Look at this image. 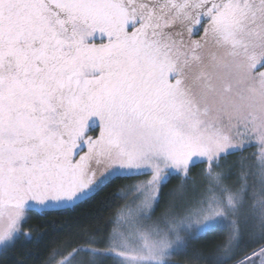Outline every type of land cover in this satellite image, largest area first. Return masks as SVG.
<instances>
[{
	"label": "snow or ice",
	"instance_id": "6c2138e0",
	"mask_svg": "<svg viewBox=\"0 0 264 264\" xmlns=\"http://www.w3.org/2000/svg\"><path fill=\"white\" fill-rule=\"evenodd\" d=\"M117 181L44 264H264V0H0V261Z\"/></svg>",
	"mask_w": 264,
	"mask_h": 264
},
{
	"label": "trees",
	"instance_id": "16d2710c",
	"mask_svg": "<svg viewBox=\"0 0 264 264\" xmlns=\"http://www.w3.org/2000/svg\"><path fill=\"white\" fill-rule=\"evenodd\" d=\"M124 185L125 181H117L109 185L95 199L71 215L54 212L46 218H34L29 222V228L37 230L34 235L37 237H41L42 234L48 235L18 247L7 259L0 261V264H44L48 257V249L53 245V241L63 238L64 234L60 231L62 225L77 217H100L101 222L108 220L117 207L127 203L126 201H114L113 198V193L118 189L123 192L127 191L123 187ZM53 228L56 230L54 231Z\"/></svg>",
	"mask_w": 264,
	"mask_h": 264
},
{
	"label": "rangeland",
	"instance_id": "374dc122",
	"mask_svg": "<svg viewBox=\"0 0 264 264\" xmlns=\"http://www.w3.org/2000/svg\"><path fill=\"white\" fill-rule=\"evenodd\" d=\"M252 151H255V149H249V152H252ZM196 171L198 172L199 169H196ZM145 178V177H142V179ZM126 183H129L128 181H125V184ZM178 183V180L174 179L171 181V183L169 184V189L174 187L176 184ZM134 198V197H130L128 201H126L127 203H130L131 202V199Z\"/></svg>",
	"mask_w": 264,
	"mask_h": 264
}]
</instances>
